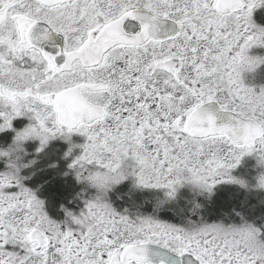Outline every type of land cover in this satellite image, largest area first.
I'll list each match as a JSON object with an SVG mask.
<instances>
[{"label": "snow or ice", "instance_id": "obj_1", "mask_svg": "<svg viewBox=\"0 0 264 264\" xmlns=\"http://www.w3.org/2000/svg\"><path fill=\"white\" fill-rule=\"evenodd\" d=\"M262 7L0 0V264H264V224L206 203L264 162V86L245 76ZM53 141L72 144L59 204L23 174ZM184 188L204 200L179 207Z\"/></svg>", "mask_w": 264, "mask_h": 264}, {"label": "rangeland", "instance_id": "obj_2", "mask_svg": "<svg viewBox=\"0 0 264 264\" xmlns=\"http://www.w3.org/2000/svg\"><path fill=\"white\" fill-rule=\"evenodd\" d=\"M264 7L258 9V12L263 10ZM255 20V19H254ZM261 27H264V25H260ZM249 55L256 57H264V48L254 47L249 51ZM246 83L249 84V86L256 87L257 90L260 86H264V65H261L254 73H246ZM24 123H27V121H24ZM74 140L76 142L82 143L83 139L80 137H75ZM10 142V138H9ZM38 147V142L36 143H30L28 145V151L29 156L25 159L24 163H29L30 161H35V163H32L31 166L24 170L23 174L27 175L30 170L32 172H35L34 180L36 182L43 181L48 177V174L52 169H50L49 165L54 162L56 164V161H54V158H58L60 162H58L57 172L60 173V177L64 178L63 172L67 170V165L70 161H67L64 159L63 154L68 150V145L65 144L63 141H53L49 148L41 153H37L35 150ZM39 160V161H38ZM53 160V161H52ZM62 161V162H61ZM44 167V168H43ZM4 168V164L0 163V169ZM33 169H36L33 171ZM259 170L256 168V159L255 157H246L240 166L233 171V175L235 177H239L245 181L248 182L249 187L247 189L242 188L238 184H228L223 183L219 184L215 190L214 194H216L219 191H222V193L230 191L236 195H243L247 198V200L251 202H258L261 211L264 210V191H256L251 186L255 185L256 181L254 177L257 175V172ZM31 172V173H32ZM62 175V176H61ZM69 182L68 180L66 181ZM43 184L45 185L43 193H49L50 190L53 188V186L49 183L44 181ZM72 183H69L65 188H71L72 189ZM71 185V186H70ZM49 191V192H48ZM151 195V194H148ZM181 196H190L192 198L199 197L196 196L190 188H184L181 192ZM115 206V205H114ZM120 210L119 208H117ZM260 210V209H259ZM259 214V213H258ZM259 220L255 221L257 225L264 224V222H259Z\"/></svg>", "mask_w": 264, "mask_h": 264}, {"label": "trees", "instance_id": "obj_3", "mask_svg": "<svg viewBox=\"0 0 264 264\" xmlns=\"http://www.w3.org/2000/svg\"><path fill=\"white\" fill-rule=\"evenodd\" d=\"M56 161V165L58 167V162L60 160L58 158H54ZM39 161V160H38ZM53 161V160H52ZM62 162V161H61ZM54 163V162H52ZM57 167L51 168L52 171L48 174V177L44 179L43 181L36 182L34 180L35 172H32L30 170L26 176L30 177V180L27 181L29 186L31 187H37L41 184H43L44 181L49 182L53 188L50 190L49 193H43V196L45 198H51L53 199L57 204H59L61 201H63L66 197L70 198L69 194L71 193V188H65L69 183L74 184V181L69 177H60V173L57 172ZM44 168V167H43ZM36 169H33V171ZM32 172V173H31ZM62 176V175H61ZM53 177L55 179L53 180ZM69 181L68 183L66 181ZM72 184V185H73ZM71 186V185H70ZM150 193H145L144 195H148ZM139 198V197H137ZM195 199L198 202L203 201V197H190L185 196L182 197L181 203L179 207H191V205L187 204L188 200ZM207 209L209 212H211L213 215L210 217L211 219H216L219 216H221L223 213H230L234 214V212L238 211L243 214H245L250 221H257L260 219L259 222H264V210L261 211V208L258 204V202H251L247 200V198L243 195H236L230 191V193L225 192L222 193V191L217 192L214 194L210 201H207ZM115 206L119 209H122L124 206L121 201H115ZM260 209V210H259ZM259 213V214H258ZM165 219H168L172 222H178V218L174 216L172 212H165L162 214Z\"/></svg>", "mask_w": 264, "mask_h": 264}, {"label": "clouds", "instance_id": "obj_4", "mask_svg": "<svg viewBox=\"0 0 264 264\" xmlns=\"http://www.w3.org/2000/svg\"><path fill=\"white\" fill-rule=\"evenodd\" d=\"M261 58H264V57H261ZM65 143L68 145V148H71V147H72V144H71V143H68V142H66V141H65ZM67 151H68V150H67ZM67 151H66V152H67ZM255 159H256V168H257L259 171L257 172V175L254 177L256 183H255V185H252L251 187H252L254 190H256V191H264V187H261V186H260V179H261V177H264V162L259 161L257 158H255ZM237 179H239V180H243V179H241V178H239V177H237ZM243 181H244V185H240V186H241L242 188L247 189V188L249 187L248 182L245 181V180H243ZM238 185H239V184H238Z\"/></svg>", "mask_w": 264, "mask_h": 264}, {"label": "flooded vegetation", "instance_id": "obj_5", "mask_svg": "<svg viewBox=\"0 0 264 264\" xmlns=\"http://www.w3.org/2000/svg\"><path fill=\"white\" fill-rule=\"evenodd\" d=\"M254 19L257 24L264 25V9L259 12L257 10L254 13Z\"/></svg>", "mask_w": 264, "mask_h": 264}]
</instances>
